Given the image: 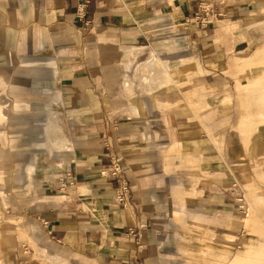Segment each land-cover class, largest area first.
Wrapping results in <instances>:
<instances>
[{
  "label": "crops",
  "instance_id": "1",
  "mask_svg": "<svg viewBox=\"0 0 264 264\" xmlns=\"http://www.w3.org/2000/svg\"><path fill=\"white\" fill-rule=\"evenodd\" d=\"M76 2L0 0V62L18 69L19 59L42 56L52 63L48 102L69 142L51 154L48 173L32 178L30 195L4 198L10 207L0 227V263L200 264L203 252L207 263L224 264L229 252L208 251L224 235L244 234V212L237 208L242 194L224 193L216 174L264 186L257 181L264 81L237 82L238 113L228 75L238 63L251 69L244 67L252 43L241 24L246 0H89L86 20L76 17ZM183 57L204 80L187 100L177 84L168 88L171 74L186 71L174 65L170 74L168 60ZM152 61L158 65L148 66ZM9 72L0 67V75ZM35 82L31 89L40 93ZM248 122L257 126L250 133ZM45 126L60 131L51 119ZM112 158L128 178V206L113 200L116 178L102 174ZM258 197L246 218L256 235L258 219L264 226ZM258 242L239 252L262 250Z\"/></svg>",
  "mask_w": 264,
  "mask_h": 264
},
{
  "label": "rangeland",
  "instance_id": "2",
  "mask_svg": "<svg viewBox=\"0 0 264 264\" xmlns=\"http://www.w3.org/2000/svg\"><path fill=\"white\" fill-rule=\"evenodd\" d=\"M244 5L247 8L245 9L246 13L242 14L241 24H245V26L248 27V31L252 37V43L249 50H247L248 52L244 55L248 56L247 59H245V61H248V66H244V62L243 66L250 67L251 69L244 68L241 71V67L238 63L237 68L233 72H228V75L232 78L237 88L235 97L238 105L237 109H239L238 113L242 111V106L240 104L242 99L239 95L237 82L239 81L245 84L247 77H249V83H261L264 81V0H246ZM235 17H239V15ZM168 61L172 63L169 69L170 74L174 65H178V67L182 66L186 69L184 75L171 74L173 80L168 82L169 90L173 87V84H177L182 88L181 97L186 100L191 99L194 92L190 90V88L194 87L198 82H204L201 78L198 79L191 70L193 67L192 59L183 57L181 61L176 64L172 60ZM8 62L9 65L0 62V67H3V70L7 72L10 71L8 75H0V227L2 226L3 216L6 215L4 212L10 207L7 205V202L4 201V198L9 202L13 200L12 203H14L18 194L30 195L33 184L32 178L35 177L36 174L44 175L48 173L51 154L65 144L69 145V142L63 143L64 140L60 137L62 131L54 116L56 107L54 105H49L50 103L48 102V99L50 97L52 98V92L47 90L51 84L49 77L53 76L47 73L49 72L47 67H52V63L46 58H42V56L40 58L24 57L18 60V69H15L16 62ZM34 66L40 70H45L44 73L32 75V71L38 70H32L31 68ZM251 71H254L253 76H251ZM36 80L39 82L40 86L44 87L41 88L40 93L31 89L32 84H36ZM206 91L205 93L208 94ZM252 93L253 91H249V94ZM169 97L170 93L167 98L169 99ZM199 97H204H202V91L199 92ZM224 100H226V97ZM199 103L200 102H197L196 106ZM202 108L203 106H200L199 109ZM49 119L59 126L60 131H46L45 124ZM248 126L251 128L248 133L257 127L253 126L250 122H248ZM260 128L264 130V125L262 124ZM21 154L22 157H20ZM23 154L28 157H24ZM26 158H29V160ZM34 164H36V166ZM38 164L39 170L36 171ZM125 178L128 180L126 176ZM215 181L225 187L224 190H222L226 194H229V190L230 192H235V190H237L242 194V196L238 197L241 203L237 204V208L241 212H244L242 214L244 234L238 237L234 232L224 235L222 238L225 240H217L214 249H210L208 254L212 250L217 253L229 252L230 257L227 258L226 256L224 258L226 259L224 264H228L232 258L233 261L235 260V255L239 249L244 247V243L260 239L263 240V242H258L257 245L261 244L263 249L255 250L250 245L248 247L246 246L243 252L248 255L244 256L241 262L239 261V264L246 261L247 264H264L263 222L260 219L257 220V224L261 226L258 230L259 235H256L253 229L251 230L250 228V220L246 221V218L253 213L251 203L255 196H259L257 199L261 202L264 201V186H259L252 179L244 180L242 183L240 179L236 178L233 174H231L229 178H225L224 172L217 173ZM257 181L264 185V171H258ZM223 182H225L224 185ZM230 184L231 186H229ZM228 186L231 187V189ZM240 205H243V208H240ZM204 256L202 252L199 257L200 264L207 263V258L205 261L203 260ZM247 256L249 258H247ZM261 256L262 262L259 261ZM217 258L220 259V255H218ZM0 259H2L1 255ZM1 262L3 263L2 260ZM207 264H212V261H209Z\"/></svg>",
  "mask_w": 264,
  "mask_h": 264
},
{
  "label": "built area",
  "instance_id": "3",
  "mask_svg": "<svg viewBox=\"0 0 264 264\" xmlns=\"http://www.w3.org/2000/svg\"><path fill=\"white\" fill-rule=\"evenodd\" d=\"M89 0H77L75 7V14L79 20H86L87 16V6ZM103 175L114 177L117 180V186L114 191L113 200L116 204L121 206L129 205V187L128 180L125 178L121 166L116 158H112L110 166L102 172ZM240 208H243V205H240ZM133 235H136V232L129 231ZM131 264H139V262L134 261Z\"/></svg>",
  "mask_w": 264,
  "mask_h": 264
},
{
  "label": "bare ground",
  "instance_id": "4",
  "mask_svg": "<svg viewBox=\"0 0 264 264\" xmlns=\"http://www.w3.org/2000/svg\"><path fill=\"white\" fill-rule=\"evenodd\" d=\"M158 64H156L155 63V61H152V62H150V63H148V66H157ZM240 250V249H239ZM239 250H238V254H237V257H236V259H235V264H239V261L241 262V259L244 257V256H246V255H248V254H244V253H241V252H239ZM247 258H249L248 256H247Z\"/></svg>",
  "mask_w": 264,
  "mask_h": 264
}]
</instances>
